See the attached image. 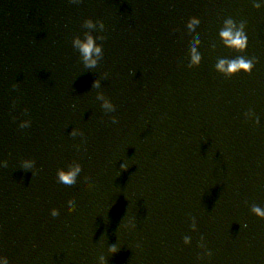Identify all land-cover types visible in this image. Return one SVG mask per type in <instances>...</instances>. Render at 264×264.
Instances as JSON below:
<instances>
[{
  "label": "water",
  "instance_id": "95a60500",
  "mask_svg": "<svg viewBox=\"0 0 264 264\" xmlns=\"http://www.w3.org/2000/svg\"><path fill=\"white\" fill-rule=\"evenodd\" d=\"M255 2L0 1L3 264H264Z\"/></svg>",
  "mask_w": 264,
  "mask_h": 264
},
{
  "label": "clouds",
  "instance_id": "9594fccd",
  "mask_svg": "<svg viewBox=\"0 0 264 264\" xmlns=\"http://www.w3.org/2000/svg\"><path fill=\"white\" fill-rule=\"evenodd\" d=\"M261 5H264V0H258V2H255L253 4V7L259 8ZM89 23L91 22L89 21ZM226 24L228 27L221 31L220 33L221 37L225 40L227 45L236 47L238 49H243L246 46V41H247V37L243 31V27H244L243 22L240 24L239 28H236L235 30H234V26L231 20L226 21ZM189 34H191V32ZM76 42L80 45L84 53L85 59L89 58L90 52H93V51L97 53L99 52V46H94L93 39L90 35L87 37L86 41L81 42L77 40ZM194 52L195 50L193 49V53ZM198 59L199 57L194 54L193 61L195 62ZM90 62H94V61H90ZM251 65H252V61L246 60L241 57V58H237L235 60L228 62L226 68H225V61L221 60L219 64L217 65V67L220 68L221 70H225L228 73H231L238 69H243L245 71L250 70ZM60 175H61V179L63 181H66V183H64L62 187L65 189H70L72 187L73 180L75 179L74 174L73 173H67V174L61 173ZM253 211L260 216H264V212H262L261 209L258 207H254ZM187 239L188 238L186 237L185 238L186 242H187ZM111 250L115 251V248L113 247ZM207 254L210 255L211 253L208 252ZM0 264H3V262L0 261Z\"/></svg>",
  "mask_w": 264,
  "mask_h": 264
}]
</instances>
